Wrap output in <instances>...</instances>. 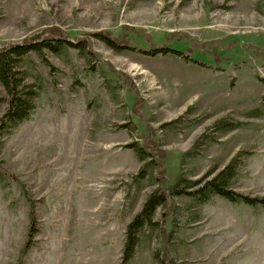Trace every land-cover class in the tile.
Here are the masks:
<instances>
[{
    "label": "rangeland",
    "instance_id": "rangeland-1",
    "mask_svg": "<svg viewBox=\"0 0 264 264\" xmlns=\"http://www.w3.org/2000/svg\"><path fill=\"white\" fill-rule=\"evenodd\" d=\"M50 29L98 60L67 47L20 66L39 96L1 139L0 264H123L128 226L159 188L129 147L151 134L166 187L187 193L139 230L126 264H264V205L189 193L238 158L229 189L264 200V0H0V50ZM207 42L225 48L221 62L197 45ZM151 45L207 65L139 51ZM8 101L0 85V124Z\"/></svg>",
    "mask_w": 264,
    "mask_h": 264
},
{
    "label": "trees",
    "instance_id": "trees-1",
    "mask_svg": "<svg viewBox=\"0 0 264 264\" xmlns=\"http://www.w3.org/2000/svg\"><path fill=\"white\" fill-rule=\"evenodd\" d=\"M138 33L142 34L143 32L139 31ZM94 37L105 42L109 47L115 49L116 51L136 49L135 47L129 46V44H125L124 42H118L106 34H95ZM212 43L214 42L198 43L197 45L202 48L208 47L211 53H213L212 55L216 57V61L221 62L223 60L224 52L222 50L225 48H222L220 42H216L215 44ZM67 47L76 48L82 51L85 50L89 55H92L96 60H98L97 54L86 48V41H82L80 39L72 41L62 34H57L55 29H50L46 33L44 32L36 38L25 40L20 44L12 45L11 47L0 50V85L5 88L9 96L8 110L4 114L0 124V151L2 148V136L6 132H11L30 118L35 108V99L39 96L37 91H34L33 88L27 87L24 84V72L20 70L21 64L31 53H41L44 49H47L50 52L59 54ZM139 51L147 55L172 53L185 57L186 59H192L195 63H198L202 66L207 65V63L202 58H192L191 56L186 55L184 50L176 48L172 45L165 47L151 45L150 48H144L143 50L139 49ZM120 77L127 83L125 74H120ZM133 96L136 98V95ZM217 125H219V127H225V130H231L237 127L231 126L227 123L225 124L224 122H219ZM129 147L134 148L141 162L150 160V163L154 165L156 171H158L156 179L159 181V188L148 196L143 209L128 226L123 264L128 263L135 254L139 243L137 236L139 230L145 227L147 224L152 223L157 211L160 208H170L172 197L182 196L183 194L187 193L186 190H180V182L173 188L166 187L167 179L165 176L164 164L159 163L157 160V158L165 157V154L160 150L159 145L153 140L152 134L142 146L137 144L136 146L129 145ZM237 161L238 158H234L230 164L220 171L213 179L207 181L203 186H201V188H198L194 192H189L191 193L190 195L201 203H206L213 196H220L232 202H242L251 206H256L259 204L264 205V200L262 199L249 198L248 196L238 194L229 189L232 181L237 175ZM1 170L2 169L0 168V173L2 172ZM183 181L184 180H181V182ZM198 185L200 184H189L184 188L193 189ZM35 216V210L32 208L30 212V218L32 221L30 230L31 233H35L37 231L35 225ZM163 263L173 264V262L168 261L166 257L163 258Z\"/></svg>",
    "mask_w": 264,
    "mask_h": 264
}]
</instances>
